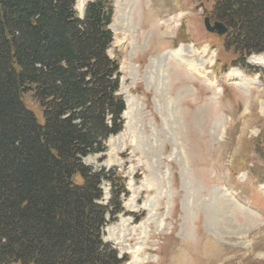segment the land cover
I'll use <instances>...</instances> for the list:
<instances>
[{
	"label": "rangeland",
	"instance_id": "374dc122",
	"mask_svg": "<svg viewBox=\"0 0 264 264\" xmlns=\"http://www.w3.org/2000/svg\"><path fill=\"white\" fill-rule=\"evenodd\" d=\"M212 6L112 0L107 53L119 63L130 118L122 114V131L84 162L115 168L124 179L123 211L103 239L127 255L125 264H264V76L230 65L236 55L223 48L225 34L204 26ZM179 46L205 70L169 56ZM258 55L264 51L245 62L264 69L250 61ZM232 70L239 79H230ZM24 100L41 121L29 93Z\"/></svg>",
	"mask_w": 264,
	"mask_h": 264
},
{
	"label": "trees",
	"instance_id": "16d2710c",
	"mask_svg": "<svg viewBox=\"0 0 264 264\" xmlns=\"http://www.w3.org/2000/svg\"><path fill=\"white\" fill-rule=\"evenodd\" d=\"M75 1L0 0V264L128 260L103 239L123 211L124 179L84 162L124 127L119 63L107 53L112 0L86 1L82 16ZM208 16L227 27L230 65L264 76L245 62L264 51V0H213Z\"/></svg>",
	"mask_w": 264,
	"mask_h": 264
},
{
	"label": "bare ground",
	"instance_id": "6f19581e",
	"mask_svg": "<svg viewBox=\"0 0 264 264\" xmlns=\"http://www.w3.org/2000/svg\"><path fill=\"white\" fill-rule=\"evenodd\" d=\"M76 4V3H75ZM83 5V4H82ZM82 5H76V8L79 10L78 12H81L82 11ZM189 49V48H188ZM187 50V49H186ZM185 50V48L183 47V46H179L178 48H176V49H174V50H170L169 51V56H171L172 58H174V59H176L177 60V63L178 64H180V65H182V66H185L184 68L186 69V67L189 69V70H191V71H193V72H196V73H201V71H204L205 69H204V64H203V62H200V60L199 59H195V58H191V57H189V55H187V53L189 52H187ZM192 50V49H191ZM194 51H195V49H194ZM161 55L159 56V57H157L156 59H155V61H154V63L155 64H157V65H159L160 64V62H161ZM210 60H212V58H210ZM250 61H252L253 63H255V64H261V65H263L264 66V58H262L260 55H258V56H252L251 57V59H250ZM148 73H149V75H148V77H149V79L151 80L152 78H153V76H152V71H148ZM237 73H239V72H236V71H231L230 72V79H234V78H238V74ZM157 74V73H156ZM159 74V73H158ZM244 78V77H243ZM161 79V78H160ZM159 79V80H160ZM239 79V78H238ZM237 82H238V80H236ZM240 81V80H239ZM126 103H127V107H126V112L124 111V117L125 118H127V119H129L130 117H129V109H130V107H131V98L128 96V98H126ZM127 110H128V112H127ZM127 126V125H126ZM120 136V135H119ZM118 136V137H119ZM220 199V198H219ZM221 202V199L220 200H217V202H216V205L217 204H219ZM147 205V204H146ZM215 205V207L214 208H216L217 206ZM219 227V226H218ZM222 228H224V230L225 229H228V227L227 226H221ZM220 227V228H221ZM221 228V229H222ZM111 229L112 228H110V227H108L107 228V231L110 233V231H111ZM123 231L120 233V236H121V238L123 237ZM111 235V234H110ZM117 237H118V235H117ZM138 249L139 248H137V249H133L132 250V258L133 259H135L138 255H139V252H138ZM130 263H132V262H130ZM135 263V262H134Z\"/></svg>",
	"mask_w": 264,
	"mask_h": 264
},
{
	"label": "water",
	"instance_id": "95a60500",
	"mask_svg": "<svg viewBox=\"0 0 264 264\" xmlns=\"http://www.w3.org/2000/svg\"><path fill=\"white\" fill-rule=\"evenodd\" d=\"M83 9H84V7L82 8V13L80 14V16L83 15ZM204 26L208 31H211V32L216 31L218 34H225L227 32V27L222 22L211 21L208 16L204 17ZM123 114H124V112H123Z\"/></svg>",
	"mask_w": 264,
	"mask_h": 264
}]
</instances>
